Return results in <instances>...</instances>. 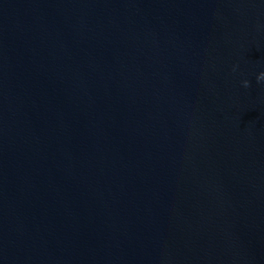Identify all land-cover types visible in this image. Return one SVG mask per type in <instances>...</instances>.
Segmentation results:
<instances>
[{"label": "water", "instance_id": "95a60500", "mask_svg": "<svg viewBox=\"0 0 264 264\" xmlns=\"http://www.w3.org/2000/svg\"><path fill=\"white\" fill-rule=\"evenodd\" d=\"M261 71L264 0H0V264H264Z\"/></svg>", "mask_w": 264, "mask_h": 264}, {"label": "clouds", "instance_id": "9594fccd", "mask_svg": "<svg viewBox=\"0 0 264 264\" xmlns=\"http://www.w3.org/2000/svg\"><path fill=\"white\" fill-rule=\"evenodd\" d=\"M256 80H257V82L264 81V71H261L260 73H258V75L256 76ZM242 83L245 87L248 86L247 80H244Z\"/></svg>", "mask_w": 264, "mask_h": 264}]
</instances>
